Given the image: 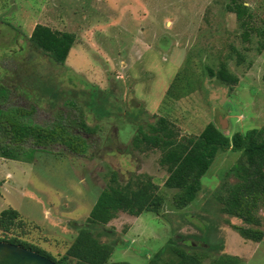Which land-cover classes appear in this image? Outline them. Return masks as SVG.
I'll return each mask as SVG.
<instances>
[{"label": "rangeland", "instance_id": "rangeland-1", "mask_svg": "<svg viewBox=\"0 0 264 264\" xmlns=\"http://www.w3.org/2000/svg\"><path fill=\"white\" fill-rule=\"evenodd\" d=\"M239 1L249 5L253 25L264 27V0ZM230 3L0 0V81L11 90L2 107L31 109V122L42 126H53L61 116V122L75 129L73 120L81 116L97 130L80 132L88 144L83 155L54 145L37 152L31 163L0 158V212L18 210L43 226V237L51 244L68 247L110 183L111 171L121 181L135 173L149 174L165 198L162 212L140 217L119 213L100 237L114 246L112 261L148 264L169 239L183 246L192 242V236H204V225H212L211 237L224 249L210 255L227 253L245 264H264V239L246 241L231 226L243 222L221 214L211 203L224 181L234 182L229 173L241 153L220 152L202 178L196 201L178 210L173 205L176 191L164 186L167 172L159 163L161 152L143 153L132 146L137 127H147L158 117L167 118L181 135L199 136L209 123L230 137L264 129V51L256 49V33L244 39L246 28L227 10ZM38 24L76 35L64 66L31 47L29 37ZM223 61L240 79L233 89L208 72L219 69ZM182 70H188L194 89L181 99L167 100V91ZM96 90L109 93V109H96L88 99ZM70 99L76 106L67 104ZM259 214L264 230V210Z\"/></svg>", "mask_w": 264, "mask_h": 264}, {"label": "trees", "instance_id": "trees-1", "mask_svg": "<svg viewBox=\"0 0 264 264\" xmlns=\"http://www.w3.org/2000/svg\"><path fill=\"white\" fill-rule=\"evenodd\" d=\"M227 10L236 15L240 27L246 28L243 37L250 40L251 34L259 37L258 53L264 51V27L253 25V15L249 5L239 0H231ZM77 37L74 33L55 30L38 24L33 29L29 42L32 48L46 53L56 66H64ZM243 56L240 55V61ZM188 70L179 71L167 91V100H178L194 89V81ZM211 76L220 82L233 86L239 84V77L231 72L226 61L221 62L219 69L208 68ZM264 81V74H263ZM10 87L0 81V158L21 162H34L37 152L47 150L54 145H63L70 152L85 154L88 144L81 135L93 133L85 120L74 119L73 126L57 120L53 126H42L31 122L33 110L20 106L3 108L10 97ZM109 93L90 91L94 107L108 106ZM67 104L76 106L73 100ZM88 107L89 101L87 104ZM91 110H94L91 108ZM109 114L111 112L109 110ZM107 114V116H110ZM99 115L100 118L107 117ZM78 126V127H77ZM77 127V128H76ZM132 146L139 152L159 150L160 165L167 172L165 187L173 189L175 209H184L196 201L201 193L202 178L208 173L216 156L220 152L232 150L241 153L233 165L229 176L234 179L224 181L213 194L212 204H216L223 215L237 218L244 225H231L246 241L261 242L264 239L262 217L264 210V129H251L236 132L231 137L226 135L220 126L209 123L199 136L181 135L167 118L158 117L147 127L140 125L134 134ZM41 149V150H40ZM1 198V192H0ZM165 198L160 187L149 174H132L127 181H121L115 171H111L110 183L103 189L86 220L78 231L73 243L51 244L43 237L42 225L30 220L14 208L0 212V241L31 249L57 264H131L127 261L111 260L114 246L101 241L104 228L123 212L140 217L146 212L160 215ZM204 236H192V242L185 245L174 239L157 253L153 254L148 264H245L241 257L227 253L210 252L223 250V243H216L211 237L212 225H204ZM97 228L102 231L97 232ZM202 242L209 247L195 245Z\"/></svg>", "mask_w": 264, "mask_h": 264}, {"label": "water", "instance_id": "water-1", "mask_svg": "<svg viewBox=\"0 0 264 264\" xmlns=\"http://www.w3.org/2000/svg\"><path fill=\"white\" fill-rule=\"evenodd\" d=\"M0 264H57L25 247L0 241Z\"/></svg>", "mask_w": 264, "mask_h": 264}]
</instances>
